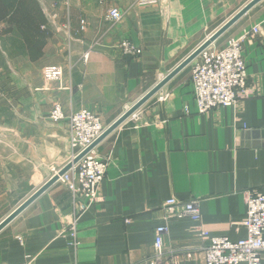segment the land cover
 <instances>
[{
	"label": "crops",
	"instance_id": "1",
	"mask_svg": "<svg viewBox=\"0 0 264 264\" xmlns=\"http://www.w3.org/2000/svg\"><path fill=\"white\" fill-rule=\"evenodd\" d=\"M38 1L49 33L44 45L30 50L21 39L8 43L11 56L0 54V222L71 156L68 118H50L54 102L66 116L87 107L108 127L250 0H159L132 8L135 0ZM114 7L124 17L111 25ZM81 18L88 21L85 31ZM256 24L261 34L245 43L243 59L257 96L199 114L190 67L183 69L162 88L166 101L155 95L140 108L147 124L124 122L98 145L112 163L99 200L80 220L78 249L64 233L72 195L56 182L0 231V264L30 258L31 264H148L171 197L199 199L202 209L199 223L167 222L164 248L179 253L172 264H206L208 241L199 226L233 241L247 237L244 192L264 188V0L230 29L238 34ZM224 35L220 47L230 36ZM100 37L102 45L93 46ZM124 39L143 48L142 55L114 48ZM52 64L65 69L62 85L43 77Z\"/></svg>",
	"mask_w": 264,
	"mask_h": 264
},
{
	"label": "built area",
	"instance_id": "2",
	"mask_svg": "<svg viewBox=\"0 0 264 264\" xmlns=\"http://www.w3.org/2000/svg\"><path fill=\"white\" fill-rule=\"evenodd\" d=\"M69 6L70 0H63ZM104 5L107 0H98ZM159 0H135L130 6L156 5ZM56 14L49 16L52 23L56 24ZM124 17V12L118 8H111L107 19L111 25H115ZM50 22V21H49ZM46 26H44L45 28ZM88 21L80 19V31H85ZM60 29V28H59ZM68 30V24L63 30ZM262 25L245 28L238 34L230 35L224 45L220 47L217 41L204 49L194 59L190 67V79L193 84L194 99L199 114H208L225 106L236 107L242 101L257 96L256 88L249 85V74L243 59V48L247 41L255 39L261 34ZM102 37L98 38L93 46L102 45ZM123 56L139 57L143 48L135 45L132 41L124 39L114 46ZM89 58L87 52L83 59ZM43 77L47 83L65 82V69L60 64L45 66ZM62 87V86H61ZM157 100L166 101L168 93L160 90L156 94ZM0 94V98H1ZM185 112L190 113L186 107ZM50 118L53 121H61L68 118V136L72 148L71 156L63 167H52V176L57 175L69 163L72 167L59 176L57 182L64 184L72 195L70 213L65 217V235L69 237V244L75 249L81 245L79 237V223L83 215L100 198V188L103 179L112 163V157L101 156L98 145L88 151L77 163L74 159L88 149L106 130L101 116L87 108L71 112L65 115L63 106L59 101L53 103ZM137 122L136 125L147 124L141 120L140 109L134 112L125 122ZM0 144L5 142L3 131H0ZM247 203V217L243 224L247 230V237L237 241L227 236H215L201 226L197 228L199 235L208 241L205 251L206 264H261L264 255V188L250 189L244 192ZM163 222L156 227L154 251L147 260L148 264H172L179 253L166 251L164 239L168 234L167 222L171 219L190 217L197 223L201 221V200H182L177 197L167 199L162 206ZM33 258L21 264H31Z\"/></svg>",
	"mask_w": 264,
	"mask_h": 264
},
{
	"label": "water",
	"instance_id": "3",
	"mask_svg": "<svg viewBox=\"0 0 264 264\" xmlns=\"http://www.w3.org/2000/svg\"><path fill=\"white\" fill-rule=\"evenodd\" d=\"M262 0H250L241 9H239L233 16L218 27L212 34L206 38L194 51L178 63L167 75L162 77L153 87L145 92L136 102H134L121 116H119L112 124H110L103 134L84 152L76 157L73 163H77L88 151L99 145L105 138L121 126L134 112L139 110L148 100L155 96L162 88L179 72L187 68L191 62L196 59L200 53L209 47L211 44L220 39L226 32H228L239 20H241L248 12L255 7ZM72 167V163L66 165L60 172L50 178L44 185L37 189L28 199H26L19 207H17L10 215L0 222V231L6 227L12 220H14L22 211H24L31 203H33L41 194H43L50 186L56 183L60 175H63Z\"/></svg>",
	"mask_w": 264,
	"mask_h": 264
},
{
	"label": "trees",
	"instance_id": "4",
	"mask_svg": "<svg viewBox=\"0 0 264 264\" xmlns=\"http://www.w3.org/2000/svg\"><path fill=\"white\" fill-rule=\"evenodd\" d=\"M1 20L9 22V32L19 35L30 50L43 46L45 39L42 37L49 36L44 29L46 17L38 0H0Z\"/></svg>",
	"mask_w": 264,
	"mask_h": 264
},
{
	"label": "rangeland",
	"instance_id": "5",
	"mask_svg": "<svg viewBox=\"0 0 264 264\" xmlns=\"http://www.w3.org/2000/svg\"><path fill=\"white\" fill-rule=\"evenodd\" d=\"M9 28H10V24L8 21H4V20L0 21V54L5 58H8L12 54L11 48H8V43L16 44L19 43V40H21L20 36L17 35L15 32L12 31L9 32L10 31ZM232 33L233 30H230L229 32H226L225 34L226 36L225 35L224 36L227 37Z\"/></svg>",
	"mask_w": 264,
	"mask_h": 264
}]
</instances>
